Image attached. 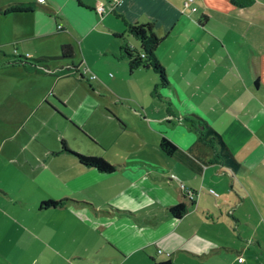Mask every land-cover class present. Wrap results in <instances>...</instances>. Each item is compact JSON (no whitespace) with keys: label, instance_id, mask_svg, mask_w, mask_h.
Returning a JSON list of instances; mask_svg holds the SVG:
<instances>
[{"label":"crops","instance_id":"0c3cea01","mask_svg":"<svg viewBox=\"0 0 264 264\" xmlns=\"http://www.w3.org/2000/svg\"><path fill=\"white\" fill-rule=\"evenodd\" d=\"M11 1H34L48 11L40 16L42 25L46 26L40 33L35 28L37 14L33 3L26 10L12 11L18 16H27L37 34L66 29L73 36L85 37L92 27L102 23L116 41L110 45L113 56L117 54L125 63L120 46L125 42L135 47L124 37L125 22L148 21L152 31L159 36L183 17L180 14L183 0L8 2ZM100 3L104 6L101 13L96 9ZM190 5L194 10L198 9L197 26L200 19H209L210 12L225 21L230 29L238 31L233 36L247 47V58L227 47L226 51L216 48L194 52L155 51L168 32L165 31L154 54L166 73L165 84L172 87L185 107L174 100L167 88L162 90L161 106L136 105L131 103L134 100L126 99L127 103L122 105L127 106L121 108L118 104L120 96L111 85L114 78L105 77L93 83L87 78L90 87L85 85L87 95L75 100L76 104L72 106L76 111L70 115L66 113V117L46 101L44 90L41 104L69 123L73 120L84 128L87 112H80L79 108L88 100L93 105L106 104L125 122V125L121 124L117 119L121 127L137 126L141 136L144 129L152 145L134 151L121 146L98 149L83 142H80L83 145L80 148L73 146L75 150L99 154L115 163V169L109 173L78 163L73 155L60 150V140L56 148L44 147L40 153L35 151L36 155L27 154L22 158L25 161L5 151L0 157L3 161L34 164L29 178L46 191H54L37 195L36 208L34 199L8 193L10 189L15 190L8 183L13 175L5 174L6 181L0 183V264H254L238 255L229 256L228 250L239 245L238 222L240 211L248 210L243 206L246 196L251 193L252 201L247 199L251 207L257 201L251 185H264V0H253L245 7L229 0H191L185 6ZM53 13L60 16L62 24L52 19ZM227 13L236 15L227 18L224 16ZM86 21L90 23L83 27ZM114 33H121L122 37H116ZM213 39L222 49V41ZM80 43L82 45V39ZM76 66L81 70L79 64ZM143 66L138 64L136 68ZM242 71L246 73L247 82L243 77L233 75ZM225 73L237 77L238 82L225 80ZM227 87L230 95H226ZM233 87L236 91L231 93ZM198 88L204 95L202 107L192 101L186 91ZM50 94L53 100L67 108L68 99ZM145 109L154 116H148ZM109 114L112 113L109 111ZM195 115L202 117L221 135L239 163L237 168L214 160V147L194 144L197 130L192 121ZM72 125L80 131L84 142L88 139L90 143H97L92 138L97 139L94 133L87 129L90 137L74 123ZM162 135L180 149L187 150L199 165L198 169L161 151L157 142ZM171 173L185 187L196 191L191 198L182 192ZM239 185L243 190L241 195L236 191ZM208 186L218 190L216 196L209 193ZM49 198L71 200L40 205L41 200ZM31 200L34 203L30 205ZM180 201L186 203L185 211L179 216L169 213L166 206ZM261 204L264 205V201ZM113 207L127 212H117ZM219 222L233 230L235 237L232 234L223 236V228L217 226ZM260 242L261 239L256 240V244ZM157 247L170 254L157 253ZM224 248L226 256L222 252Z\"/></svg>","mask_w":264,"mask_h":264},{"label":"rangeland","instance_id":"374dc122","mask_svg":"<svg viewBox=\"0 0 264 264\" xmlns=\"http://www.w3.org/2000/svg\"><path fill=\"white\" fill-rule=\"evenodd\" d=\"M8 1L0 0V8L4 9ZM192 3L197 6L196 2ZM33 5L37 14L35 28L37 32H41L46 29V26L42 25L40 16L46 12L48 13V11L34 3ZM180 14L183 16L181 20L162 31L161 35H164L165 31L168 32L165 33V37L158 43L155 51L166 52L174 49L194 52L202 51L205 48H216L217 51H226L225 47H227L229 51L236 53L240 57L247 58L245 56L247 55V47L245 48L241 42L237 41V37L233 36L238 31L230 29V26L221 20L219 16L208 12L209 19H200V25L197 26L195 18L199 15L198 9L194 10L189 6L182 5ZM235 15L234 13L224 14L227 18H233ZM58 17L60 16H56L55 13L52 14V19L62 24V20ZM28 20L27 16H18L13 12L4 13L0 10V157L5 151H8L25 161L22 158L29 153L36 155L35 151L40 153L39 150L41 151L44 147L47 149L56 148L60 137L65 138L70 148H80L83 146L81 145L82 142L98 149L121 146L134 151L141 147H150L152 144H150L149 139L145 135L147 131L143 129L144 134L141 136L137 126H132V128L121 127L117 119L121 124L125 125V122L116 115L109 105H93L88 100L79 108L80 112H87L84 128L71 120L72 123L90 137L92 136L88 131L96 135L97 139L92 138L97 143L93 144L88 139L84 142L80 138V131L72 123L51 113L52 111L50 112L49 109L41 104L44 98L42 93L45 90L46 101L67 117V114L70 115L75 110V106H72L76 104L75 100L87 95V88H90L87 78H89L90 83L105 77L114 78L111 85L120 96L118 104L121 105V108L127 106L122 105V103H127L126 99L134 100L131 103L136 105L142 103L143 106H161L164 99L162 90L167 88L170 89L174 100L185 107L170 85L156 84V81H158L157 74L151 67L146 69L143 66L138 69L135 66L129 71L122 58L118 59L117 54L116 57L113 56L110 45L116 41L113 40L110 31L106 30L102 23L92 27L85 37H78L73 36L66 29H57L49 34H37V32H33L32 25ZM89 23L90 21L84 22L83 27H87ZM124 37L128 41L133 42L135 47H139V39L129 34L124 35ZM213 38H216L219 42L220 40L222 41L224 45L222 49L219 48L218 42ZM81 39L82 45L80 43ZM66 42L72 45L73 55L64 61L59 57L50 58L45 63L51 69L69 66L71 63L79 64L80 69L83 71V77H79L76 71L58 76L49 72H29L20 63L42 54H60V44ZM249 70L251 77H253L252 68L250 67ZM92 73L95 74L94 77H91ZM233 75L239 78L243 77L247 82L244 71L233 73ZM233 75L225 73V80L238 82L237 77ZM228 90L229 87L225 90L226 95H230ZM186 91L192 101L202 107L204 104V95L200 94L202 90L198 88ZM230 91L233 93L236 89L233 87ZM50 93L68 99L69 105L67 108H63L53 100ZM122 99H125V101ZM109 111L113 115L109 114ZM146 112L148 116H154L150 111L146 110ZM33 165L21 163L18 160L6 162L0 158V183L6 181V173H12L13 175L8 183L15 190L10 189L8 192L10 195L25 196L35 200L37 195H45L54 191L52 189L51 191H46L45 187L37 185L29 178L32 177L31 166ZM236 187V191L241 195L243 192L241 186ZM251 187L257 201L255 200L254 207H251L247 201L248 197L252 201L251 193L246 196L247 199L244 201L243 206H247L248 210L244 208V211H240L242 216L240 215L238 222L240 232L239 245L235 246L237 248H232L228 251L229 256L236 257L238 255L242 260H252L254 264H264V210H262L264 205L261 204L264 201V185L253 183ZM51 188L53 187L51 186ZM216 193H218V190ZM214 195L216 196L217 194ZM64 197L72 196L65 195ZM31 201L30 205L34 203L33 200ZM217 226L223 228L221 232L223 236L232 234L235 237L234 231L229 229V227L226 228L225 223L219 222ZM258 239H261L259 245L256 244ZM222 252L226 256L225 248Z\"/></svg>","mask_w":264,"mask_h":264},{"label":"trees","instance_id":"16d2710c","mask_svg":"<svg viewBox=\"0 0 264 264\" xmlns=\"http://www.w3.org/2000/svg\"><path fill=\"white\" fill-rule=\"evenodd\" d=\"M231 3L245 7L252 3L253 0H229ZM34 1H11L8 2L4 9L0 10L4 13L12 11H23L26 10ZM125 33L134 36L139 39V47H130L127 43L123 42L120 46L121 55L126 59L127 69L130 71L132 68L138 64L151 67L157 74L156 84H165L166 83V73L163 66L158 61L157 57L154 54V48L160 40L161 36H157L151 29V25L148 21H134V22H125ZM116 37H122L121 33H114ZM73 47L70 43H61L60 44V54L57 55H46L42 54L36 57H33L31 60H24L20 63L24 68L29 72H49L55 75H61L64 73H70L71 71H76L78 75L83 76V71L72 64L69 66H61L51 69L45 63L50 58L59 57L61 60H67L68 57L73 55ZM255 81V80H254ZM155 84V85H156ZM193 126L197 130V136L194 141V144H205L210 147H214V160L219 161L232 169L238 167L239 163L236 158L230 152L228 146L222 139L221 135L213 129L202 117L195 115L192 121ZM158 147L167 155L174 156L179 161L185 165L198 169L199 165L193 160L190 154L182 149H180L172 140L166 136H160L157 142ZM60 150L68 152L75 160L84 165L93 167L96 170L101 172L109 173L112 172L116 164L108 161L101 155L96 154H86L78 150L70 148L65 139H60ZM69 198H59V199H46L41 200L40 205H56L62 204ZM117 212H127V210L118 209L113 207ZM166 209L169 213L174 216L181 215L186 209L185 202H177L166 206ZM165 262V261H163Z\"/></svg>","mask_w":264,"mask_h":264},{"label":"built area","instance_id":"2783aa9c","mask_svg":"<svg viewBox=\"0 0 264 264\" xmlns=\"http://www.w3.org/2000/svg\"><path fill=\"white\" fill-rule=\"evenodd\" d=\"M190 1H191V0H183L182 3H183V5L185 6V5H188V4L190 3ZM190 8H191V9H194V6H193V5H190ZM96 9H97V11H98L99 13H101V12L104 10V6H103V4H101V3L98 4V5L96 6ZM128 45L131 47L130 44H128ZM94 76H95V74L92 73V74H91V77H94ZM170 175H171L172 178L176 179L177 184H178V187L182 190V192H183L188 198H191V197L194 195V193L196 192L194 189H191V188L185 187L184 184H183V183L177 178V176H176L175 174L171 173ZM207 190H208L210 193H212V194H216L215 190H214L212 187H210V186L207 187ZM155 250H156L157 253H164L166 256H168V255L170 254L169 251H167V250H161L159 247H157Z\"/></svg>","mask_w":264,"mask_h":264}]
</instances>
